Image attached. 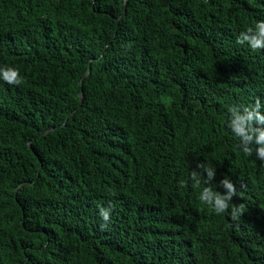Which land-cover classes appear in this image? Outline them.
<instances>
[{
  "label": "trees",
  "instance_id": "obj_1",
  "mask_svg": "<svg viewBox=\"0 0 264 264\" xmlns=\"http://www.w3.org/2000/svg\"><path fill=\"white\" fill-rule=\"evenodd\" d=\"M257 21L264 0H0L23 81L0 79V264H264V162L227 127L264 104V50L236 43Z\"/></svg>",
  "mask_w": 264,
  "mask_h": 264
},
{
  "label": "clouds",
  "instance_id": "obj_2",
  "mask_svg": "<svg viewBox=\"0 0 264 264\" xmlns=\"http://www.w3.org/2000/svg\"><path fill=\"white\" fill-rule=\"evenodd\" d=\"M238 45L247 44L251 50H264V21H257L254 27H249L245 32L240 33L236 39ZM0 79L9 85H21L23 83L19 72L14 68H0ZM231 119L227 127L232 135L239 141L237 147L242 152L251 157L255 154L256 158L264 162V104L257 98L251 106H232L229 109ZM197 169L191 172L193 189L199 190L198 200L202 205L208 206L215 214L220 215L228 212L233 198L237 196L235 183L228 177L219 181V187L224 191H214L207 185L216 178V169L206 166L201 162L197 164ZM186 186V182H182ZM242 195V193H241ZM245 205H231L230 216L232 221H238L243 215ZM100 216L105 224L110 220L111 206L100 208Z\"/></svg>",
  "mask_w": 264,
  "mask_h": 264
},
{
  "label": "water",
  "instance_id": "obj_3",
  "mask_svg": "<svg viewBox=\"0 0 264 264\" xmlns=\"http://www.w3.org/2000/svg\"><path fill=\"white\" fill-rule=\"evenodd\" d=\"M125 9H126V2L124 3V11H123V14L125 13ZM89 70H90V69H89ZM89 70L86 72L85 75H87V74L89 73ZM51 130H53V129L46 130V131H44L42 134H45V133H47V132H49V131H51Z\"/></svg>",
  "mask_w": 264,
  "mask_h": 264
}]
</instances>
